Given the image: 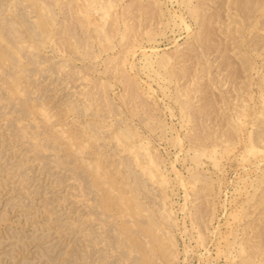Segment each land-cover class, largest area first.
<instances>
[{
	"label": "rangeland",
	"instance_id": "rangeland-1",
	"mask_svg": "<svg viewBox=\"0 0 264 264\" xmlns=\"http://www.w3.org/2000/svg\"><path fill=\"white\" fill-rule=\"evenodd\" d=\"M223 1L234 7L235 0ZM251 1L239 4L240 17L224 9L233 17L214 18L220 45L198 49L203 15L221 0H110L103 31L111 41L103 43L81 16L83 1L0 0L7 15L0 19V264H264V151L245 149L251 132L264 146V117H257L264 107V11L257 8L264 0ZM150 2L170 15L186 11L192 28L157 15ZM199 5L194 18L190 8ZM242 15L251 20L244 40ZM153 30L159 35L151 41L146 32ZM193 44L206 51L199 64ZM253 46L262 53L252 72L244 60ZM164 53L172 58L166 70L154 62ZM149 61L155 64L147 68ZM181 90L192 94L189 105ZM195 149L205 152L198 163Z\"/></svg>",
	"mask_w": 264,
	"mask_h": 264
},
{
	"label": "bare ground",
	"instance_id": "bare-ground-1",
	"mask_svg": "<svg viewBox=\"0 0 264 264\" xmlns=\"http://www.w3.org/2000/svg\"><path fill=\"white\" fill-rule=\"evenodd\" d=\"M2 1H3V0H2ZM24 1L26 2V1H29V0H24ZM79 1H83V2L80 4L81 7H80V6H79V7H80V9H81V11H82V14H83V15H81V16H82V17L84 16V18H85L84 20H85V23L87 24V25H86L87 28H91V29L93 28V30H94V29L97 30V31H95V32H99V38L102 39V40H101L102 43L104 42L103 40H105V42H106V40H108V42H110V41H111V38H110L109 34L106 32V30L103 31V29L105 28V25L107 26L106 21L110 20V19L107 20L109 14H110V10H111V9H109V7L111 8L114 4H113V3H110V0H108V1H109L108 3H107L106 1L104 2L103 0H102V1H101V0H79ZM112 1H114V0H112ZM150 1H152V0H150ZM155 1H156V3L159 2V3L161 4V3H163L164 0H155ZM169 1H172V2H173L174 0H169ZM186 1H187V2H186V3H187V4H186L187 6L190 5V4L193 2V0H186ZM242 1H246V0H235V1H234V7H233L232 5H230L231 3H230V4L228 5V7H227V6H225V5L228 4V3L224 4V1H223V4H222V0H221V4H222V6L219 5V7L221 6L220 8L218 7L219 9H218V8H216L215 10L213 9L215 12H214V11H211V13L209 12V15L212 14L213 12H214V14H212L211 16L208 15V16H207L208 18L206 17V15H203V16H205V18L207 19V20L204 22V23H206L207 25H205V27H206V30H204V31H205V35H203V37L201 36V38H204L203 40H201L202 43L200 42L201 44H199V43L197 42V44H196V45H199V47L197 46L198 49L202 46L203 43H204L207 47H209V48H211V46H212V48L214 47V46H213V44H214L213 36H214V34H216V33L214 32V31H216V30H215V29L213 30V27H212V26H213V23H212V22H213V19H214V18L217 19L218 16H220V17H221V16H223V17L227 16V17H228V15H226V14L223 15V10H224V9H226V11H228V14H229V12H230V14H231L232 12H234L233 14H236L237 16H239L240 11H241V10L239 11V9H240V8H239V4H240ZM249 1H251V0H247L248 4H249ZM253 1H254V2H252V1H251V2L254 3V5H255V1H256V3H257V0H253ZM31 2H32V1H31ZM117 2H118V1H117ZM153 2H154V1H153ZM153 2H152V3L150 2L151 5L149 4V6H152V4L154 5ZM177 2H178V1H177ZM247 2H245V4H244V5H245V8H244V9H246V8L248 9V7H250V6L252 5L251 3H250L251 5H249V6L246 5ZM21 3H22V2H21ZM27 3H28V2H27ZM77 3H78V2H77ZM104 3H105V4H104ZM114 3H116V2H114ZM156 3H155L154 6H156ZM165 3H167V2L165 1ZM182 3H185V0H181V3H180V4H182ZM242 3H243V2H242ZM242 3H241V4H242ZM28 4H29V3H28ZM31 4H33V3H31ZM42 4H43V3H42ZM93 4H94V5H93ZM147 4H148V3H147ZM195 4L198 5V4H200V3L197 2V3H194V5H195ZM241 4H240V6H241ZM258 4H259V2H258ZM24 5H25V4H24ZM142 5H144V4H142ZM192 5H193V4H192ZM201 5H202V4H201ZM201 5H199V6H194V7L190 8L191 16H194V18H195V16L198 17V16L200 15V13H201L200 10H201V9H204V8H201V7H203V6H201ZM262 5H263V4H262ZM0 6H1V4H0ZM25 6H26V5H25ZM30 6H33V7H34L35 5H30ZM145 6H146V5H145ZM145 6H144V7H145ZM154 6H152V7H154ZM178 6H179V5H178ZM181 6H182V5H181ZM187 6H185V7H187ZM200 6H201V7H200ZM224 6H225V7H224ZM247 6H248V7H247ZM257 6H258V5H257ZM260 6H261V5H260ZM185 7H184V8H185ZM241 7H242V6H241ZM251 7H252V6H251ZM251 7H250V8H251ZM29 8H30V7H29ZM29 8H28V9H29ZM31 8H32V7H31ZM44 8H46V7H44ZM112 8H113V7H112ZM155 8L157 9V11H154L152 8H150V10H153V12L156 13L157 15H159V16H164V17H165L164 19H167V18H168L167 15H170V13L168 14V12H167L168 10L170 11V9H168L167 7H166V10L168 9L167 11L163 8V6H159V7L156 6V7H154V9H155ZM232 8H233V9L235 8L234 11H232ZM242 8H243V7H242ZM255 8H257V7L254 6V11L251 10V11H252V12H251V16H253L254 13H256V12H255ZM1 9H2V8H1ZM80 9L78 10V12L80 11ZM156 9H155V10H156ZM217 9H218V10H217ZM247 9H246V10H247ZM2 10H4V9H2ZM34 10H35V9H34ZM148 10H149V9H148ZM186 10H187V9H186ZM216 10H217V11H216ZM257 10H258L259 12H260V11H264V7H258ZM257 10H256V11H257ZM0 11H1V10H0ZM111 11H112V10H111ZM202 11H203V10H202ZM248 11H249V9L247 10V12H248ZM1 12H2V11H1ZM3 12H4V11H3ZM3 12H2V13H3ZM150 12H151V11H150ZM150 12H149V13H150ZM185 12H186V11H185ZM185 12H183V10H180V11L175 10V8H174V11L171 12V15H170L169 18H171V19H176V18H178V21H179L180 23H179V22L177 23V21L175 20V23H177V24H175V26H176V25L178 26V24H183V25H185V28H186L187 30H189L190 28H192V24H191V22L189 23L188 18H187V15H185ZM190 12H188V13L190 14ZM216 12H217V13H216ZM224 12H225V10H224ZM243 12H244V10H243ZM259 12H258V13H259ZM2 13L0 14V17H1V15H2V16L5 15V14H2ZM17 13H18V12H17ZM36 13H37V11H36ZM36 13H35V15H36ZM80 13H81V12H80ZM80 13H79V14H80ZM154 13L151 12V14H149V15H152V14H154ZM202 13H203V12H202ZM226 13H227V12H226ZM241 13H242V11H241ZM244 13H245V12H244ZM252 13H253V14H252ZM156 14H155V16H156ZM186 14H187V13H186ZM15 15H16V13H15ZM18 15H19V14H18ZM201 15H202V14H201ZM249 15H250V14H249ZM255 15H256V14H255ZM20 16H21V14H20ZM152 16H153V15H152ZM155 16H154V17H155ZM159 16H157V18H158ZM188 16H189V15H188ZM237 16H235V18H236ZM240 16H241V15H240ZM240 16H239V17H240ZM4 17L6 18L7 15H6V16H3V19H2V17H1V18H0L1 21L5 19ZM37 17H38V14H37ZM149 17H150V16H149ZM223 17H222V18H223ZM227 17H226V18H227ZM231 17H233V16H231ZM231 17H230V15H229L228 18H231ZM245 17H246V16H245ZM245 17H244V18H245ZM255 17H256V16H255ZM159 18H160V17H159ZM203 18H204V17H203ZM244 18H243V15H242V19H241L242 21H240V19L238 18V20L241 22V23H240L241 29L243 28V29L241 30V31H242V32H241V34H242L241 39H243L245 32H248V33L251 32L250 28H247V24H248V22H247V24H246V21H245ZM35 19H36V17H35ZM150 19L152 20V17H151ZM197 19H198V18H196V20H197ZM236 19H237V18H236ZM248 19H249V18H247V21H249V24H250V21H251V20H248ZM7 20H8V19H7ZM204 20H205V19H204ZM204 20H203V21H204ZM232 20H233V19H232ZM234 20H235V19H234ZM234 20H233V21H234ZM1 21H0V22H1ZM4 21H5V20H4ZM32 21H34V20H32ZM37 21H38V20H37ZM40 21H41V20H40ZM157 21H159V20L157 19ZM166 21H167V20H166ZM166 21H165V22H166ZM169 21H171V20L169 19ZM169 21H167V22H169ZM173 21H174V20H173ZM252 21H253V20H252ZM18 22H19V21H18ZM38 22H39V21H38ZM201 22H202V20H201ZM215 22H216V20H215ZM5 23H6V22H5ZM35 23H36V22H35ZM82 23H83V22H82ZM108 23H109V22H108ZM198 23H200V22H198ZM204 23H203V24H204ZM234 23H235V21H234ZM251 23H252V22H251ZM256 23H258L257 20H256ZM259 23H260V22H259ZM3 24H4V23H3ZM18 24H19V23H18ZM83 24H84V23H83ZM109 24H110V23H109ZM167 24H168V23H165L166 26H168ZM169 24H170V23H169ZM211 24H212V26H211ZM245 24H246V26H245ZM249 24H248V25H249ZM252 24L255 25V21H253ZM0 25H1V23H0ZM4 25H5V24H4ZM15 25H16V24H15ZM163 25H164V24H163ZM179 26H181V25H179ZM249 26H250V25H249ZM251 26H252V25H251ZM108 27H109V26H108ZM183 27H184V26H183ZM245 27H246V29H249L250 31H246ZM255 27H256V26H255ZM257 27H258V26H257ZM15 28H16V27H15ZM185 28H184V29H185ZM251 28H252V27H251ZM105 29H108V28H105ZM182 29H183V28H182ZM256 29H257V28H256ZM258 29H259V28H258ZM261 29H263V28H261ZM261 29H260V30H261ZM253 30H254V28L252 29V31H253ZM19 31H20V30H19ZM36 31H38V30H36ZM88 31H90V29H89ZM108 31H109V30H108ZM0 32H1V30H0ZM151 32H152V31H150V33H149V32H146V34L148 35L147 38L150 37V40L153 41V40H154L153 38L157 37V36L159 35V33H158V34H157V32L155 33L154 30H153V32H154L155 34H153V33L151 34ZM159 32H160V31H159ZM191 32H192V31H191ZM202 32H203V31H202ZM202 32H201V35L204 34V33H202ZM257 32H258V30H257ZM18 33H19V32H18ZM23 33H24V32H23ZM92 33H93V32H92ZM92 33H91V34H92ZM101 33H102V34L104 33V35H100ZM213 33H214V34H213ZM1 34H2V33H1ZM32 34H33V33H32ZM149 34H150V35H149ZM194 34H195V33H194ZM241 34H240V35H241ZM249 34H250V33H249ZM255 34H256V33H255ZM263 34H264V33H263ZM27 35H28V34H27ZM30 35H31V34H30ZM30 35H29V36H30ZM53 35H54V34H53ZM128 35H129V34H128ZM128 35H127V36H128ZM152 35H153V36H152ZM155 35H156V36H155ZM251 35H252V33H251ZM253 35H254V33H253ZM25 36H26V33H25ZM29 36H28V37H29ZM36 36H37V35H36ZM36 36H34V37H36ZM73 36H74V35H73ZM73 36H72V37H73ZM88 36H89V35H88ZM96 36H97V35H96ZM257 36H258V35H257ZM3 37H4V36H2V40L4 39ZM22 37H23V36H22ZM26 37H27V36H26ZM72 37H71V38H72ZM214 37H216V36H214ZM246 37H247V35H246ZM0 38H1V37H0ZM24 38H25V37H24ZM36 38H37V37H36ZM92 38H93V37H92ZM201 38H199V39H201ZM220 38H221V37H220ZM244 38H245V37H244ZM21 39H23V38H21ZM25 39H26V38H25ZM72 39H73V38H72ZM72 39H71V40H72ZM96 39H98V38H96ZM215 39H216V38H215ZM73 40H74V39H73ZM76 40H77V39H76ZM150 40H149V41H150ZM197 40H198V39H197ZM243 40H244V39H243ZM243 40H242V41H243ZM245 40H246V39H245ZM259 40H261V39H259ZM23 41H24V39H23ZM95 41H96V40H95ZM155 41H156V40H155ZM198 41H200V40H198ZM212 41H213V42H212ZM223 41H224V40H223ZM246 41H247V40H246ZM70 42H71V41H70ZM98 42H99V41H98ZM195 42H196V41H195ZM195 42H193V43H195ZM216 42H218V41H216ZM216 42H215V43H216ZM19 43H20V42H19ZM23 43H25V42H23ZM23 43H21V44H22V45H25V44H23ZM221 43H222V42H221ZM225 43H226V41H225ZM242 43H244V42H242ZM246 43H247V42H246ZM70 44H71V43H70ZM99 44H100V43H99ZM111 44H112V42H111ZM191 44H192V43H191ZM218 44L220 45L219 42H218L217 44H214V45H218ZM223 44H224V43H223ZM226 44H227V43H226ZM92 45L94 46V44H92ZM100 45H101V44H100ZM108 45H110V44H108ZM140 45H141V44H140ZM194 45H195V44H193V46H194ZM196 45L194 46L195 48H196ZM221 45H222V44H221ZM257 45H259V44H257ZM257 45H256V46H257ZM20 46H21V45H20ZM28 46H29V45H28ZM31 46H32V45H31ZM225 46H226V45H225ZM225 46H223V47L225 48ZM242 46H244V45L242 44ZM248 46H249V45H248ZM250 46H251V45H250ZM17 47H18V46H17ZM24 47H25V46H24ZM32 47H34V46H32ZM71 47H72V46H71ZM94 47H95V46H94ZM110 47H111V46H110ZM136 47H138V46H136ZM139 47H140V46H139ZM217 47H218V46H217ZM227 47H228V44H227ZM245 47H246V46H245ZM253 47H255V46H253ZM19 48H20V47H19ZM22 48H23V46H22ZM22 48H20V50H22ZM134 48H135V47H134ZM134 48H133V49H134ZM201 48H202V47H201ZM201 48H200V49H201ZM205 48H206V47H205ZM212 48H211V49H212ZM215 48H216V46H215ZM224 48H223L224 52H227V51H228V48H227L226 51H225L226 48H225V49H224ZM246 48H247V47H246ZM251 48H252V46H251ZM251 48H250V49H251ZM255 48H256V47H255ZM259 48H260V46H259ZM97 49H98V48H97ZM133 49H131V50L133 51V56H134V55H136L135 53H136L137 50H136V49L133 50ZM221 49H222V48H221ZM243 49H244V48H243ZM16 50H17V48H16ZM131 50H128V51L130 52ZM241 50H242V49H241ZM251 50H252V49H251ZM27 51H28V50H27ZM94 51H95V50H94ZM196 51H198L197 48H196ZM245 51H247V50L244 49L243 52H245ZM253 51H255V53H254V52H253V53L251 52V53H252V58H250V57L247 58V57H246V58H247V60H246V58L244 57V58H245L244 62H245V66H246L245 68H247V65H248V70L251 69L252 72H253V70L255 71V69H256L255 66H256V61H257V60H256V61H253V59L255 60V59L258 57L257 55H259V56L261 55V54H260L261 51H260L258 48L254 49ZM194 52H195V50H194ZM194 52H193V53H194ZM249 52H250V51H249ZM249 52H247V53H249ZM189 53H192V52H189ZM205 53H206L205 50H204V51L200 50V51H198V53H195V56H198V57H197V60H196L198 64L200 63V58H203L204 55H205ZM261 53H262V52H261ZM0 54H1V53H0ZM20 54H21V52H20V53L18 52V55H20ZM145 54H146V53H145ZM167 54H168V53H167ZM167 54H165V53H164V55L162 54L163 56L161 55V58H160V56H159L160 60L158 59V60H159L158 62H157V60L155 61V59H154V62L158 63V64H159L158 66H160L162 69L165 68V70L167 69V67L169 66V64L172 62V58L170 57L171 54H169V55H167ZM224 54L227 55V56H230V55H231V54L229 55V53H228V54L224 53ZM224 54H223V55H224ZM241 54H243V53H241ZM89 55H90V54H89ZM148 55H149V54H148ZM148 55H147L146 57L149 58ZM193 55H194V54H193ZM193 55H192V57H193ZM253 55H254V56H253ZM0 56H2V54H1ZM94 56L96 57L97 55H94ZM130 56H131V55H130ZM255 56H257V57H255ZM262 56H263V55H262ZM71 57H72V56H71ZM90 57H91V56H90ZM151 57H152V55H151ZM154 57H155V56H154ZM172 57H173V56H172ZM186 57H187V56H186ZM186 57H185V58H186ZM190 57H191V56H190ZM253 57H254V58H253ZM1 58L4 59V55H3ZM1 58H0V59H1ZM69 58H70V57H69ZM88 58H89V57H88ZM156 58H157V57H156ZM193 58L195 59L196 57H193ZM198 58H199V62H198ZM242 58H243V57H242ZM66 59H67V58H66ZM92 59H93V58H92ZM173 59H174V58H173ZM188 59H189V58H187V60H188ZM190 59H191V58H190ZM190 59H189V60H190ZM131 60H132V59H131ZM151 60H152V59H151ZM224 60L229 61L230 59H229V60H228V59H224ZM237 60H238V59H237ZM68 61H69V59H68ZM70 61H72V60H70ZM127 61L130 62L129 57H128ZM127 61H125V62H127ZM133 61H134V60H133ZM144 61H147V58H146V60H144ZM152 61H153V60H152ZM183 61H185V60H183ZM227 61H226V62H227ZM235 61H236V60H235ZM235 61H234V59H233V64H234ZM242 61H243V60H242ZM2 62L5 63L4 61H2ZM147 62H148V61H147ZM149 62H151V61H149ZM154 62H153V63H154ZM192 62H193V59H192ZM229 62H230V61H229ZM236 62H237V61H236ZM236 62H235L234 65H236ZM246 62H247V65H246ZM0 63H1V60H0ZM3 63H1V64L4 65ZM145 63H146V62H145ZM153 63H152V62H151V63H148V64H147V68H148L149 65L153 67ZM197 63H196L195 60H194V65H196ZM223 63H224V62H223ZM230 63H231V62H230ZM154 64H155V63H154ZM198 64H197V65H198ZM239 64H241V63H239ZM239 64H238V65H239ZM243 64H244V63H243ZM257 64H258V63H257ZM130 65H131V63H130ZM134 65L136 66V61H135ZM171 65H172V63H171ZM191 65L193 66V63H192ZM229 65H230V64H229ZM241 65H242V64H241ZM85 66H86V65H85ZM91 66H92V65H91ZM132 66H133V65H132ZM135 66H134V67H135ZM141 66L143 67V66H145V64H143V65H141ZM230 66H232V64H231ZM2 67H3V66H2ZM83 67H84V66H83ZM92 67H93V66H92ZM134 67H133V68H134ZM136 67H137V66H136ZM160 67H159V69H160ZM228 67H229V66H228ZM257 67H258V66H257ZM138 68H139V67H138ZM156 68H157V67H155V69H152V70H153L154 72H156ZM194 68L197 69V66L194 67ZM225 68H227V66H226ZM230 68H231V67H230ZM234 68H235V70H239V68H238L237 66L234 67ZM243 68H244V67H243ZM0 69H1V66H0ZM89 69H90V68H89ZM131 69H132V68H131ZM136 69H137V68H136ZM157 69H158V68H157ZM159 69H158V71H159ZM231 69H233V68H231ZM258 69H259V68H258ZM258 69H257V71H258ZM3 70H4V69H3ZM90 70H91V69H90ZM148 70H149V69H148ZM165 70H164V71H165ZM168 70H169V69H168ZM193 70H195V69H193ZM251 70H250V71H251ZM86 71H87V70H86ZM88 71H89V70H88ZM141 71H142V70H141ZM143 71H144V70H143ZM153 71H152V72H153ZM160 71H161V70H160ZM243 71H244V70H243ZM1 72H2V71H1ZM186 72H187V70L185 69V73H186ZM252 72H251V73H252ZM258 72H260V71H258ZM261 72H262V71H261ZM2 73H3V72H2ZM87 73H88V72H87ZM135 73H136V70H135ZM150 73H151V72H147V73H145V74H150ZM164 73H165V72H164ZM167 73H168V72H167ZM185 73H184V76L186 75ZM249 73H250V72H249ZM88 74H90V72H89ZM138 74H140V73H138ZM159 74H162V73L159 72ZM159 74L157 73V75H159ZM168 74H169V73H168ZM168 74H167V75H168ZM170 74L172 75V73H170ZM180 74H181V73H180ZM180 74H179V75H180ZM187 74H188L189 77H190L189 72H188ZM155 75H156V74H155ZM155 75L152 76V77L155 78ZM165 75H166V74H165ZM165 75H163L164 78H165ZM181 75H182V74H181ZM188 75H187V76H188ZM259 75H260V74H259ZM85 76H86V74H85ZM90 76H91V75H90ZM141 76H142V75H141ZM161 76H162V75H161ZM161 76H159V79L161 78ZM163 76H162V78H163ZM191 76H192V75H191ZM250 76H251V75H250ZM250 76H249V78H250ZM150 77H151V76H150ZM170 77H171V76H170ZM181 77H182V76H181ZM207 77H208V76H207ZM8 78L10 79L9 76H8ZM162 78H161V79H162ZM164 78H163V79H164ZM263 78H264V76H263ZM6 79H7V78H6ZM68 79H71V76H70V78L68 77ZM72 79L74 80V78H72ZM155 79H157V78H155ZM155 79H154V80H155ZM159 79H158V82H159ZM161 79H160V81H161ZM254 79H255V78H254L253 75H252V77H251V83H252V80H254ZM73 80H72V81H73ZM85 80H86V78H85ZM166 80H167V79H166ZM166 80H165V81H166ZM169 80H170V79H169ZM249 80H250V79H249ZM72 81H71V82H72ZM211 81L213 82V81H215V80H211ZM211 81L209 80V82H211ZM74 82H75V81H74ZM137 82H138V81H137ZM137 82H136V83H137ZM171 82H172V81H171ZM206 82H207V81H206ZM206 82H205V85H204V83H203V86L201 87L202 89L200 88L201 90H203V88L206 87V85H208V84H206ZM209 82H208V83H209ZM72 83H73V82H72ZM72 83H71V84H72ZM165 83H166V82H165ZM215 83H216V82H215ZM215 83H214V82H213V84L211 83L212 85L209 84L210 87L212 86V89H213V85H214ZM253 83H255V82H253ZM257 83H258V82H257ZM259 83H260V82H259ZM262 83H263V82H262ZM262 83H261V84H262ZM6 84H7V81H6ZM6 84H4V82H3V85H5V87H6ZM68 84L70 85V82H69ZM75 84H76V83H75ZM133 84H134V83H133ZM147 84H148V82H147ZM167 84H169V83H167ZM261 84H259V85H261ZM13 85H14V83H13ZM150 85H151V84H150ZM150 85H149V86H150ZM209 85H208V86H209ZM70 86H72V85H70ZM73 86H74V85H73ZM251 86H252V84H251ZM9 87H10V86H9ZM80 87H81V86H80ZM135 87H136V86H135ZM169 87H170V86H169ZM179 87H180V86H179ZM259 87H260V86H259ZM12 88L14 89V87H12ZM18 88H19V87H18ZM61 88H62V87H61ZM68 88H70V87H68ZM72 88H73V87H72ZM150 88H153L152 85H151ZM2 89H3V87H2ZM80 89H81V88H80ZM136 89H137V88H136ZM163 89H164V88H163ZM167 89H168V88H166V90H167ZM261 89H262V86H261ZM5 90H6V89H5ZM7 90H8V87H7ZM7 90H6V91H7ZM11 90H12V89H11ZM71 90H72V89H71ZM204 90H205V88H204ZM213 90H214V89H213ZM83 91H84V90H83ZM183 91H184V89H183ZM183 91L181 90V92L179 91L178 93H181V94H182ZM209 91H210V90H209ZM209 91L207 90L206 92L209 93ZM1 92H3V91H1ZM73 92H74V90H73ZM135 92H136V91H135ZM163 92H165V95H166V91L164 90ZM185 92H187V91L185 90ZM188 92H189V91H188ZM188 92H187V93H188ZM212 92H213V91H212ZM262 92H263V95H261V98H262V101H261V102L264 104V90H263V89H262ZM4 93H5V92H4ZM9 93H11V91H9ZM82 93L84 94V92H82ZM187 93H186V95H185V93L182 94V95L180 94V95H181V96L184 95V96L187 97ZM208 93H207V96L209 95ZM213 93H214V92H213ZM213 93H210V96H212ZM7 94H8V92H7ZM7 94H6V95H7ZM87 94H88V93H87ZM135 94H136V93H135ZM138 94H139V93H138ZM189 94H191V93H189ZM189 94H188L189 97H187V99H188L187 104H188V105H189L188 102H190V100L192 101V99L189 100V98H190V95H189ZM211 94H212V95H211ZM250 94H251V93H250ZM253 94H254V93H253ZM253 94H251V95H253ZM261 94H262V93H261ZM1 95H3V93H2ZM68 95H69V94H68ZM75 95H76V93H75ZM80 95H81V94H80ZM85 95H86V94H85ZM167 95H168V94H167ZM180 95H179V97H177V98L180 99V98H181ZM191 95H192V94H191ZM89 96H90V95H89ZM136 96H138V95H136ZM177 96H178V95H177ZM184 96H183V97H184ZM215 96L217 97V95H215ZM69 97H70V96H69ZM80 97H81V96H80ZM138 97H139V96H138ZM186 97H185V99H186ZM208 97H209V96H208ZM216 97H215V98H216ZM250 97H251V96H250ZM3 98H4V97H3ZM87 98H88V96L86 95V99H87ZM212 98L215 99L214 96H213ZM252 98H253V97H252ZM179 99H178V100H179ZM187 99H186V100H187ZM84 100H85V99H84ZM181 100H182V99H181ZM186 100H185V101H186ZM91 101H92V100H91ZM183 101H184V100H183ZM210 101H211V103L213 104L214 101L212 102L211 98H210ZM83 102H84V101H83ZM72 103L74 104L73 101H72ZM77 103H79V102H77ZM146 103H148V102H146ZM180 103H181V102H180ZM182 103H183V102H182ZM92 104H93V103H92ZM183 104H184V103H183ZM187 104H186L185 106L183 105L184 108H182V109H184V110H185L186 108L188 109V107H186ZM74 105H76V103H75ZM77 105H78V104H77ZM81 105H82V104H81ZM91 106H92V105H91ZM113 106H114V103H113ZM113 106H112L111 109L114 108ZM169 106H170V105H169ZM85 107L87 108V106H85ZM181 107H182V106H181ZM0 108H1V107H0ZM72 108H73V107H72ZM74 108H75V107H74ZM83 108H84V107H83ZM115 108H116V107H115ZM167 108H168V107H167ZM262 108H263V109H262ZM87 109H88V108H87ZM91 109H92V107H91ZM111 109H110V111L112 112ZM187 109H186V110H187ZM260 109H262V110H259L260 114H257V117H258V116H261V114H262V116L264 117V107H261ZM184 110H183V111H184ZM24 111H25V109H24ZM93 111H94V110H92V113H93ZM95 111H96V110H95ZM189 111H190V110H189ZM189 111H188V112H189ZM28 112H29V111H28ZM111 112H110V113H111ZM116 112H117V111H115V113H116ZM172 112H174V111L172 110ZM188 112H186V113H188ZM190 112H191V111H190ZM245 112H247V111H245V109H244V113H245ZM89 113H90V112H89ZM112 113H113V112H112ZM115 113H114V114H115ZM186 113H185V114H186ZM244 113H243V114H244ZM93 114H94V113H93ZM116 114H117V113H116ZM119 114H120V113H119ZM185 114H184V116H185ZM189 114H190V113H189ZM243 114H241V116H242ZM54 115L56 116V114H54ZM111 115H112V114H111ZM184 116H183V117H184ZM245 116H246V115H245ZM245 116H244V117H245ZM247 116H248V114H247ZM50 117H51V116H50ZM114 117H115V116H114ZM189 117H190V118H189ZM192 117H193V116H192ZM187 118H188V121L186 120L187 122H190V121L192 122V119H193V118L191 119V115L188 116ZM238 118L241 120L240 115H238ZM55 119H56V117H55ZM119 119H120V118H118V120H119ZM190 119H191V120H190ZM257 119L259 120V118H257ZM262 119H264V118H262ZM50 120H52V119L50 118ZM58 120H59V119H58ZM255 120H256V119H255ZM260 120H261V118H260ZM260 120H259V122H260ZM55 121H56V120H55ZM183 121H184V119H183ZM242 121H244V120H242ZM242 121H241V122H242ZM118 122H119V121H118ZM120 122H123V123H124V120H123V121H120ZM244 122H245V121H244ZM244 122H243V123H244ZM105 123H106V122H105ZM105 123H104V124H105ZM116 123H117V122H116ZM114 124H115V123H114ZM121 124H122V123H121ZM125 124H126V122H125ZM119 125H120V124H119ZM239 125H240V124H239ZM245 125H246V123H245ZM245 125H244V126H245ZM109 126H110V125H109ZM112 126H113V125H112ZM239 127H240V126H239ZM59 130H60V129H59ZM62 130H64V129H62ZM111 130H112V129H111ZM119 130H120V128H119ZM106 131H107V130H106ZM251 131H253V130H251ZM28 132H29V129H28ZM107 132H109V131H107ZM120 132H121V130H120ZM120 132H119V134H120ZM126 132H127V131H126ZM26 133H27V132H26ZM122 133H124V130H122ZM127 133H128V132H127ZM116 134H117V132L115 133V135H116ZM108 135H109V133H108ZM112 135H113V134H112ZM121 135H122V134H121ZM121 135H120V138H121ZM125 135H126V134H125ZM128 135H129V134H128ZM134 135H135V133H134ZM130 136H131V133H130ZM106 137H107V136H106ZM116 137H117V136H116ZM132 137H134V136H132ZM132 137H131V138H132ZM174 137H175V136H174ZM249 137H250V138H249V144H247V147L245 148L246 151H247V153H248V150H247L248 148H249V150H250V148H251V150H254V151L256 150V151L259 152V153L261 152V150L264 151V150H263V149H264V146L261 145L263 148H261V146L259 147V143L261 144V142H259V139H260V138L258 139V143H257V142H256L257 140H255L254 136L252 137V132H251V134H250ZM108 138H109V137H108ZM120 138H119V139H120ZM123 138H124V135H123ZM126 138L128 139V136H127V137L125 136V139H126ZM261 138H262V136H261ZM119 139H118V140H119ZM262 139H263V138H262ZM262 139H260V140H262ZM120 140H121V139H120ZM128 140H131V139H128ZM182 141H183V140H182ZM182 141H181V142H182ZM227 141H229V140H227ZM227 141H226V142H227ZM134 142H135V141H134ZM178 142L180 143V141H178ZM123 143L125 144V142H123ZM123 143H121V144L123 145ZM228 143H229V142H228ZM230 143H231V142H230ZM233 143H234V142H232V145H233ZM121 144H119L120 147H122ZM180 144H181V143H180ZM226 144H227V143H226ZM128 145H129V144H128ZM131 145H132V144H131ZM135 145L139 147L138 144H135ZM181 145H183V143H182ZM234 145H235V143H234ZM263 145H264V144H263ZM132 146H133V145H132ZM132 146H131V148H132ZM136 146H135V147H136ZM141 146H142V145H141ZM229 146H231V145H229ZM117 147H118V146H117ZM123 147H124V145H123ZM123 147H122V148H123ZM125 147H126V146H125ZM129 147H130V146H129ZM133 147H134V146H133ZM226 147H227V146H226ZM118 148H119V147H118ZM131 148H130V149H131ZM139 148H140V147H139ZM259 148H261V149H259ZM125 149H126V148H125ZM125 149L123 148V150H125ZM141 149H143V148L141 147ZM228 149H229V147H228ZM258 149H259V150H258ZM117 150H119V149H117ZM123 150H122V152H124ZM135 150H136V148H135ZM143 150H144L143 154H142V152H141V154H142V158H143V155H144V157H147L146 155H148V157L150 158L151 152L149 151V149H145V148H144ZM195 150H196V153L194 154L195 156H194L193 159H194V161H196V163H198L199 161L202 160V159H200V157L202 158V155H204V154H202V153H205V152H203V151H202V152H201V151L199 152V150H198V152H197V149H195ZM216 150H217V147H214L213 152H216ZM131 151L134 153V148H132ZM138 151H140V149H138L137 152L135 151V152H136L135 154H136V156H137V159H138V157L141 155V154H140V155H137ZM256 151H255V154H256ZM126 152H128V150H126ZM129 152H130V151H129ZM251 153L254 154L253 151H251L249 154H251ZM259 153H258V154H259ZM122 154H123V153H121V155H122ZM131 154H132V153H131ZM135 154H134V156H135ZM263 154H264V153H263ZM200 155H201V156H200ZM123 157H124V156H123ZM127 157H128V156H127ZM133 158H134V157H133ZM135 158H136V157H135ZM153 158H155V157H153ZM129 159H130V157H129ZM137 159H136L135 162H140V160L138 159V160H139V161H138ZM151 159H152V157H151ZM151 159H149V163H148V161L145 159V160L147 161V165H148V164L150 165V164L152 163V162L150 163V160H151ZM263 160H264V159H263ZM155 161H156V160H155ZM153 162H154V161H153ZM141 163H142V160H141ZM193 163H194V162H193ZM215 163H216V160H215ZM139 164H140V163H139ZM154 164H156V163L154 162ZM216 164H217V163H216ZM98 165H99V164H98ZM141 165H142V164H141ZM141 165H140V166H141ZM143 165H144V164H143ZM143 165H142V168H143ZM145 165H146V164H145ZM147 165H146V166H147ZM156 165H157V164H156ZM198 165H200V163H199ZM138 166H139V165H138ZM157 166H158V165H157ZM148 167H150V166H148ZM148 167H147V168H148ZM144 168H145V167H144ZM144 168H143V169H144ZM151 171H152V170H151ZM145 172H149V171L145 169ZM145 172H144V173H145ZM153 173H154V172H153ZM145 174H146V173H145ZM147 175H148V174H147ZM149 175H150V173H149ZM151 178H154V176L151 175ZM156 178H157V177H156ZM197 178H198V177H197ZM199 178H200V177H199ZM102 180H103V179H102ZM161 180H162V179H161ZM162 181H163V180H162ZM160 182H161V181H160ZM87 185H89V182L87 183ZM80 186H81V185H80ZM89 186H90V185H89ZM85 187H86V186H85ZM87 187H88V186H87ZM77 200H78V199H77ZM82 204H83V203H82ZM85 207H86V206H85ZM87 207H88V206H87ZM89 207H90V206H89ZM89 207H88V209H89ZM76 240H77V239H76ZM247 243H248V242H247ZM248 244H249V243H248ZM245 245H246V244H245ZM241 247L243 248V245H242ZM258 247H259V246H258ZM245 249H246V246H245ZM245 249H244V251H245ZM256 249H257V248H256ZM260 249H262L261 246H260ZM242 250H243V249H242ZM257 250H258V249H257ZM244 251H243V252H244ZM246 251H247V250H246ZM245 253H249V252H245ZM247 255H248V254H247Z\"/></svg>",
	"mask_w": 264,
	"mask_h": 264
}]
</instances>
